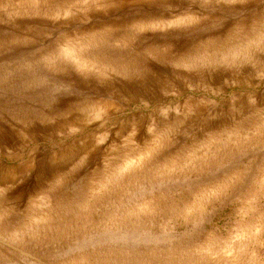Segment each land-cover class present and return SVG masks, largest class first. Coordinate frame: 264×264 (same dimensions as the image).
Returning <instances> with one entry per match:
<instances>
[{
  "label": "rangeland",
  "instance_id": "374dc122",
  "mask_svg": "<svg viewBox=\"0 0 264 264\" xmlns=\"http://www.w3.org/2000/svg\"><path fill=\"white\" fill-rule=\"evenodd\" d=\"M0 264H264V0H0Z\"/></svg>",
  "mask_w": 264,
  "mask_h": 264
}]
</instances>
